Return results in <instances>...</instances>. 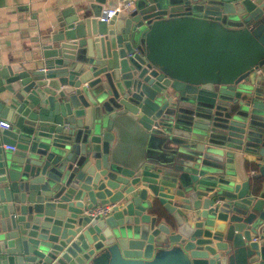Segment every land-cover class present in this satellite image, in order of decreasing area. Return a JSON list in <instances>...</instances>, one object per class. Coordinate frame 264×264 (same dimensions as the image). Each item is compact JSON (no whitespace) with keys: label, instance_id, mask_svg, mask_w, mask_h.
<instances>
[{"label":"water","instance_id":"95a60500","mask_svg":"<svg viewBox=\"0 0 264 264\" xmlns=\"http://www.w3.org/2000/svg\"><path fill=\"white\" fill-rule=\"evenodd\" d=\"M194 1H80L0 60V264H264V0Z\"/></svg>","mask_w":264,"mask_h":264},{"label":"crops","instance_id":"0c3cea01","mask_svg":"<svg viewBox=\"0 0 264 264\" xmlns=\"http://www.w3.org/2000/svg\"><path fill=\"white\" fill-rule=\"evenodd\" d=\"M80 1L84 0H0V60L18 64L37 58L46 30L64 9L74 8ZM245 168L249 174L256 169Z\"/></svg>","mask_w":264,"mask_h":264},{"label":"built area","instance_id":"2783aa9c","mask_svg":"<svg viewBox=\"0 0 264 264\" xmlns=\"http://www.w3.org/2000/svg\"><path fill=\"white\" fill-rule=\"evenodd\" d=\"M134 9V1H130L127 4H119L116 8H106L103 10V16L100 18V21L109 22L114 16L116 15H130ZM0 127L3 129H9L10 124L4 121H0ZM7 150L15 151V147H6ZM114 205H100L96 207L90 215L92 217L97 216H106L108 215L111 210L113 209Z\"/></svg>","mask_w":264,"mask_h":264}]
</instances>
